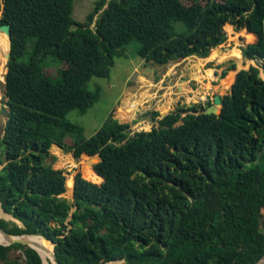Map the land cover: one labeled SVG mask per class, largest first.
Segmentation results:
<instances>
[{"label":"trees","instance_id":"trees-1","mask_svg":"<svg viewBox=\"0 0 264 264\" xmlns=\"http://www.w3.org/2000/svg\"><path fill=\"white\" fill-rule=\"evenodd\" d=\"M186 2L95 0L77 22L73 0H0V24L10 25L0 208L21 223L0 218V227L51 241L60 264H253L264 255V0ZM226 23L247 31L241 54L256 65L237 70L219 114L199 113L208 97L151 111L150 128L131 133L110 113L89 137L65 118L99 99L89 81L107 78L132 40L146 64L163 65L206 57L226 41ZM46 56L66 64L56 82ZM52 144L75 160L100 156L94 171L75 172L72 200ZM15 250L24 264H42L19 243H0V264H19Z\"/></svg>","mask_w":264,"mask_h":264},{"label":"rangeland","instance_id":"rangeland-1","mask_svg":"<svg viewBox=\"0 0 264 264\" xmlns=\"http://www.w3.org/2000/svg\"><path fill=\"white\" fill-rule=\"evenodd\" d=\"M94 1L95 0H73V9H72V18L74 21L77 22H83L85 15L92 9L93 5H94ZM183 2L187 3V0H182ZM0 20H1V13H0ZM226 29V28H225ZM227 31V29L225 30ZM230 32V29H229ZM2 37L4 39H6V35L0 31ZM241 33L243 34V36L240 34L239 35V40L235 39L234 40V36L233 34L232 37L228 38L227 41L217 47H229V50L232 51L231 54L229 55H224L221 58H217L219 60H223L221 63L225 64V66L228 64L229 59L227 58H232L237 60L236 62L240 65V61H238V44H245L246 43V39H245V31H241ZM233 42L237 43L236 45L233 44ZM231 46V47H230ZM236 46V47H233ZM137 48H138V42L136 40H132L129 44L125 45L122 48L121 51V56L119 57H115L114 58V65L112 66L111 70H110V74L108 76V78H102V77H92L91 80L88 83V88L90 90H93L94 84H97L100 86V97L99 99L90 107L86 110V112L84 113H79L76 110H72L70 112H68L65 115V118L67 120H69L72 123L78 124L80 126L83 127V134L86 137H89L90 135H92L98 128L99 126L103 123V121L106 119V117L110 114L111 110L118 104V106L121 104V101H119L120 99V93H121V89L124 85V81L125 78L127 76H131L132 79H134L135 74H132V70L133 68L140 62V57L137 55ZM6 49H7V41H6V47L5 49L0 52V101L3 102V94H4V75L5 73V65H6V59H5V53H6ZM228 49H226L224 52H220L218 49H216L217 53H221L224 54ZM215 51V49L211 50L210 53V58H214L212 57V53ZM226 59V60H224ZM217 61V60H216ZM216 61H209V62H216ZM220 62H217V64H219ZM249 64L252 65H256L255 61H245L244 63H242L240 66H238V68H247L249 66ZM42 68L44 70V72L49 76V78L53 81L56 82L59 80V77L56 74V71L58 68L66 66L65 63L60 62L58 59H56L55 57L52 56H46L42 63ZM237 67V65H236ZM221 69H218L217 71L219 72ZM165 71V70H164ZM162 71V72H164ZM149 72V71H146ZM263 68L260 67V75L264 78V73H263ZM234 72H232L231 74H229L225 79L223 80H229L227 87L229 86L230 83V77H232ZM132 74V75H131ZM158 78L161 76V73L157 74ZM184 79L187 78V75L185 73L182 74V76ZM219 77L215 76L214 71H212L211 69L208 71V74L206 76V78L201 79L199 81H191L189 84L192 88V90L201 87L203 85V82H209L207 83V89H208V95H205V93H202V98H199L196 96L195 91L193 92H187V93H182V94H178V98L181 99L184 102L188 103V105L190 103H194V102H205L207 97H209L212 100V97L214 94H224V91L227 90H223L219 87ZM222 80V81H223ZM112 82L114 84V86L109 89L107 87V83ZM180 83L179 80H175L173 78H171L170 80H168V78H165L162 82L161 85H168L169 87L166 88L168 91L170 90H175L177 91V87L175 86V84ZM226 87V88H227ZM162 89H164V87H162ZM119 102V103H118ZM179 102V101H178ZM177 104H175L174 106H176ZM179 105H184V104H179ZM173 106V108H174ZM0 131L2 129V115L4 112V106H1L0 104ZM173 108H171L170 110H172ZM170 110H165V111H161L159 114H165L167 112H169ZM154 111V107L152 106L150 108V112ZM144 122V123H143ZM142 123V125H137L134 126L132 128H130L131 130H148L151 126L152 123H148L147 120H144ZM134 124V122H133ZM132 125V124H131ZM142 126V127H141ZM63 142L66 144H71L73 137L70 133H66L63 137ZM87 156H83L81 155L77 160H73L72 162V166H66L65 167V175H66V190L63 193V195L65 197H69L70 198V184L72 182L73 176L75 174V172H80L82 175L81 171H86V169L88 167L91 166L92 169V163L94 162H90L88 163L86 161ZM85 161V162H84ZM90 165V166H89ZM76 166V167H75ZM83 177V175H82ZM85 178V177H84ZM86 179V178H85ZM94 182V181H92ZM100 181L95 182V183H100ZM4 214H0V218L3 219H9L8 216L4 215ZM21 255V253L17 250L10 252L9 257L10 258H14V257H18V261L19 264H24L23 261V257L19 258V256ZM48 260V258H47ZM43 264H50L49 261L47 263L43 262Z\"/></svg>","mask_w":264,"mask_h":264},{"label":"crops","instance_id":"crops-1","mask_svg":"<svg viewBox=\"0 0 264 264\" xmlns=\"http://www.w3.org/2000/svg\"><path fill=\"white\" fill-rule=\"evenodd\" d=\"M225 28L227 29V31H225L226 30ZM223 29L226 33L227 39L232 37L231 34H233L234 40L235 39L239 40V35H237V34H240V36L241 35L243 36L241 31H243V32L245 31V33L247 32L244 28L235 30L234 26L230 25L228 23H226L223 26ZM229 29H230V32H229ZM227 39H226V41H227ZM245 39H246V37H245ZM247 42H248V40L246 39V43ZM233 44L236 45L237 43L233 42ZM236 46H233V47H236ZM241 46H242V44H240V45L238 44V48L236 47L240 51V54H241V50H240ZM228 48L229 47H223V46L222 47H214V48H211L209 52L211 53V50H213V49H215V50L218 49L220 52H224ZM210 53L206 57H198L196 55H190V56L184 57L182 59L170 61V62L163 64V65H152V64H148V63L146 64L144 62V60L142 58H140V62L132 70V74L133 73L135 74L134 79H132L130 75L125 78L124 85L121 89L120 99H119V101H121V104L119 106L117 104L115 109L113 108L111 110L110 113L112 114V117L115 118L116 120H118L120 123L132 124V125H130V128H132L133 125L134 126H137L140 124L142 125L141 122H143L144 120H147V122L149 124L152 123V121L149 118L150 108L152 106L154 107V111H158L159 113L161 111L170 110L171 108H173V106L175 104H184L187 106L188 103H186V102L183 103V101L178 98V94L195 91L196 96L199 98L203 97L202 93H205V95H208L209 92L207 89V87H208L207 83H209L210 81L209 82H203V85L201 87H198L194 90H192L189 83L191 81H199L201 79L206 78L208 71L210 69L212 71H214L215 76L219 77V80H218L219 81V87L223 90H227V91H224V94L227 93L229 91V88L231 87V84L234 81L235 74H236L237 70L242 69L240 67L238 68V66H240L245 61H250V60L244 59L242 57V54H241L242 60H241V64L239 65L235 59L227 58V59H229L228 64L230 62H233L235 65V68L226 70L225 74L223 76H220L222 69H224L228 64L225 66V64L221 63L223 60H219L217 58H210ZM213 60L214 61L217 60V61L214 63L209 62V61H213ZM224 60H226V59H224ZM251 61H253V60H251ZM217 62H220V63L217 64ZM207 63H211V66H207ZM218 65H220V66L217 67ZM236 65H237V67H236ZM249 65H252V64H249ZM146 67H149L151 69H148ZM146 69L149 72H146L145 71ZM218 69H221V70L218 72L217 71ZM162 71H164V72H162ZM232 72H234V74L232 75L233 79H232V77H230V81L232 79L231 83L229 84V86L227 88H223L222 80L225 79ZM159 73H161V76L158 78L157 74H159ZM183 73H185L187 75L186 79L181 77ZM165 78H168V80H170L171 78H173L175 80H179L180 83L176 82V84H175V86L177 87L178 90L177 91H175V90L168 91L166 89L169 87L168 85H161ZM113 86H114V84L112 82L107 83V87L109 89H111ZM162 87H164V89H162ZM220 95H223V94H220ZM3 102L0 101L1 106H4V108H5L3 115H2V121H1L2 129L0 131V137L3 134V126H4L5 120H6V116H5L6 107H5ZM131 103H134L135 105L129 112H126V113L119 112V108L125 107L126 105L131 104ZM190 104H192V103H190ZM161 115H164V114H161ZM133 122H134V124H133ZM49 153L51 156L54 157V161L51 163L52 167L63 169L64 171H65V167L66 166L71 167L73 160H75L71 151L62 149L55 144H52L50 146ZM48 163H50V160H48ZM72 181H73V179H72ZM70 196H71V189H70ZM4 214H6V213H4ZM8 217H9V219H5V220L13 221L19 226L21 225V223L18 220L14 219L11 215H9Z\"/></svg>","mask_w":264,"mask_h":264},{"label":"water","instance_id":"water-1","mask_svg":"<svg viewBox=\"0 0 264 264\" xmlns=\"http://www.w3.org/2000/svg\"><path fill=\"white\" fill-rule=\"evenodd\" d=\"M0 13H2V11H0ZM0 31H2L8 37V42H9V38H10V25L8 23H2V24H0ZM9 56H10V52H9V43H8V51L5 54L6 62H7L8 58H9ZM146 68L151 69L149 67H146ZM6 71H7V66L5 65V73H6ZM145 71H147V69ZM4 83H5V80H4ZM230 89H231V87L229 88V91H230ZM221 106H222L221 95L220 94H214L213 97H212L211 103L209 105L205 106L203 109H201L199 111V113H203V114H211V113H213V114H219L220 111H221ZM86 160L87 161H90V162H93L94 161L92 163V165H93V164L97 163L100 160V156L98 154H94V155H91V156L87 157ZM92 170H93V168H92ZM70 199L71 200L73 199V183H72V188H71V196H70ZM24 235L25 234H21V235L10 234L5 229H3L2 227H0V236L4 239V242H0L1 244L9 245V244H12V243H19V244H23V245L32 247V248H34L38 252V250L34 247V244H32L30 240L26 239L24 237ZM47 241L52 245L51 255H52L54 264H60L58 262V260L56 259V255H55L54 249H53V243L51 241H49V240H47ZM263 262H264V255L262 257H260L253 264H262ZM42 264H43V261H42Z\"/></svg>","mask_w":264,"mask_h":264},{"label":"bare ground","instance_id":"bare-ground-1","mask_svg":"<svg viewBox=\"0 0 264 264\" xmlns=\"http://www.w3.org/2000/svg\"><path fill=\"white\" fill-rule=\"evenodd\" d=\"M6 41H7V49H6V52H7L8 51V43H9L8 42V37L6 36V39H4L2 37V35H1V33H0V52H2L5 49V47H6ZM231 53H232V51H230L229 48H228V50L224 54L217 53L216 50H215L212 53V57H214V58H221L224 55H229ZM232 58H234V57H232ZM241 60H242V58H241V56H239L238 61H240V63H241ZM232 79H233V77H232ZM232 79H231V81H232ZM231 81H230V83H231ZM228 82H229V80H223L222 81L223 88H226L227 87ZM87 162L90 163V161H87ZM90 167H88V168H90ZM84 172H86V171H84ZM66 184L67 183L65 181V185ZM71 187H72V182L70 184V189H71ZM0 214H4L1 208H0ZM4 215L9 216L8 214H4ZM4 215H3V217H4ZM24 237L26 239L30 240L32 244H34V247L38 250V252H39V254H40L43 262L47 263L49 261L50 264H54V261H53L52 255H51L52 245L45 238H43L40 235H24ZM0 242H4V239L1 236H0ZM47 258H48V260H47ZM262 264H264V262Z\"/></svg>","mask_w":264,"mask_h":264},{"label":"clouds","instance_id":"clouds-1","mask_svg":"<svg viewBox=\"0 0 264 264\" xmlns=\"http://www.w3.org/2000/svg\"><path fill=\"white\" fill-rule=\"evenodd\" d=\"M130 130H131V129H130ZM133 131H135V130H131V133H132Z\"/></svg>","mask_w":264,"mask_h":264},{"label":"built area","instance_id":"built-area-1","mask_svg":"<svg viewBox=\"0 0 264 264\" xmlns=\"http://www.w3.org/2000/svg\"><path fill=\"white\" fill-rule=\"evenodd\" d=\"M76 167V166H75Z\"/></svg>","mask_w":264,"mask_h":264}]
</instances>
